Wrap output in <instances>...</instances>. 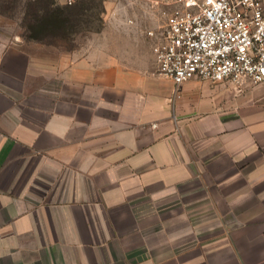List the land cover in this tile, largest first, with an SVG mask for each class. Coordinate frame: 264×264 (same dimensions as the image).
Here are the masks:
<instances>
[{
  "label": "crops",
  "instance_id": "crops-1",
  "mask_svg": "<svg viewBox=\"0 0 264 264\" xmlns=\"http://www.w3.org/2000/svg\"><path fill=\"white\" fill-rule=\"evenodd\" d=\"M0 264H264V82L0 43Z\"/></svg>",
  "mask_w": 264,
  "mask_h": 264
},
{
  "label": "built area",
  "instance_id": "built-area-1",
  "mask_svg": "<svg viewBox=\"0 0 264 264\" xmlns=\"http://www.w3.org/2000/svg\"><path fill=\"white\" fill-rule=\"evenodd\" d=\"M153 52L157 74L176 84L262 83L264 0H175Z\"/></svg>",
  "mask_w": 264,
  "mask_h": 264
},
{
  "label": "rangeland",
  "instance_id": "rangeland-1",
  "mask_svg": "<svg viewBox=\"0 0 264 264\" xmlns=\"http://www.w3.org/2000/svg\"><path fill=\"white\" fill-rule=\"evenodd\" d=\"M55 1L59 5L72 6L81 0H72L73 4L69 0ZM45 3L49 0H0L1 45L38 41L41 37L59 43L60 32L43 31L36 26L32 31L24 25V22L38 24L44 14L40 7ZM87 6L85 13L71 17L75 25L69 29L68 36L63 37L64 45L57 46L104 48L120 55L129 64L148 67L155 62L153 47L162 35L175 0H92ZM36 10H40L38 16Z\"/></svg>",
  "mask_w": 264,
  "mask_h": 264
},
{
  "label": "trees",
  "instance_id": "trees-1",
  "mask_svg": "<svg viewBox=\"0 0 264 264\" xmlns=\"http://www.w3.org/2000/svg\"><path fill=\"white\" fill-rule=\"evenodd\" d=\"M92 0H81L80 3L74 4L72 6L70 5H59L56 4L55 0H49V3H45L44 6H41L40 9L42 12L44 11V14L41 16L43 18H39V22L36 25H32L31 23L24 22V25L29 28V30L35 31V28L37 27L40 30H56L60 32V41L55 42L51 40L45 39V37H41L38 39V41H42L44 43L53 44V45H64L65 39L63 37L68 36V32H70L69 29H71L75 24L72 23L71 17L75 16L76 14H83L85 13V9L88 7L87 5L90 4ZM73 4V2L71 3ZM55 5V6H54ZM75 8L74 10H72ZM38 12L40 13V10H36V15L38 16ZM35 15V14H34ZM36 26V27H35ZM52 30V31H53ZM31 36L34 37L33 34ZM74 49V48H69Z\"/></svg>",
  "mask_w": 264,
  "mask_h": 264
}]
</instances>
